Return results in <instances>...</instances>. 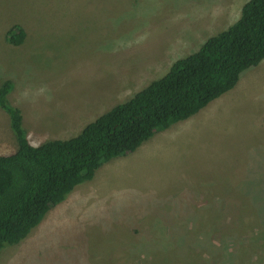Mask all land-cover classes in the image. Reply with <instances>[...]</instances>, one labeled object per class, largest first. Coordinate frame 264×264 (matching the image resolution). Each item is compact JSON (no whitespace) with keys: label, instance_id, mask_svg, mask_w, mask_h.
<instances>
[{"label":"rangeland","instance_id":"374dc122","mask_svg":"<svg viewBox=\"0 0 264 264\" xmlns=\"http://www.w3.org/2000/svg\"><path fill=\"white\" fill-rule=\"evenodd\" d=\"M248 1L0 0V86L12 81L33 145L69 139L234 24ZM15 25L20 46L7 41ZM263 72L204 120L194 121L211 103L102 166L0 264H264ZM16 150L0 108V154Z\"/></svg>","mask_w":264,"mask_h":264},{"label":"trees","instance_id":"16d2710c","mask_svg":"<svg viewBox=\"0 0 264 264\" xmlns=\"http://www.w3.org/2000/svg\"><path fill=\"white\" fill-rule=\"evenodd\" d=\"M12 27L7 41L24 43ZM264 61V0H249L240 18L176 60L161 78L105 112L69 139L33 145L22 110L8 97L12 81L0 86V108L9 116L17 150L0 155V254L19 244L72 191L94 179L115 158L129 155L155 134L188 120L232 90L242 74Z\"/></svg>","mask_w":264,"mask_h":264},{"label":"crops","instance_id":"0c3cea01","mask_svg":"<svg viewBox=\"0 0 264 264\" xmlns=\"http://www.w3.org/2000/svg\"><path fill=\"white\" fill-rule=\"evenodd\" d=\"M259 66H263L262 68H263V70L262 71H264V61H262V63H260L258 66H256L255 68H259V69H252V70H250V71H248L247 73H244V74H242V76H241V78H240V80H239V82L237 83V85L234 87V89H232L233 90V92L229 95V96H231V95H235V97H241V94L243 93V92H245L246 90H247V88H249V86L253 83V82H256V84L257 83H259L260 82V76H261V74H262V71L260 70V68L261 67H259ZM249 70V69H248ZM261 73V74H260ZM264 73V72H263ZM255 84V85H256ZM258 91H255V94L257 93ZM225 96V95H224ZM223 98H224V100H226L225 98L226 97H223V95L220 97V98H218V99H216V100H214L208 107H207V111L206 110H201L202 111V113H201V116L198 118V120L196 119V120H194V121H200V120H204L205 119V117L207 116V115H209V114H212V113H214V112H216L217 110H219V109H221L222 108V106H223V104H225V101L223 100ZM221 100H223L221 103H219ZM257 100H258V98H257ZM257 100L255 101L256 103H257ZM200 114V113H199ZM197 115V114H196ZM191 118H193V117H191ZM191 118H189L188 120H190ZM195 118H197V117H195ZM194 119V118H193ZM173 126V125H172ZM171 128V127H170ZM168 130V129H167ZM167 130H165V131H167ZM165 131H163V132H165ZM178 131V130H177ZM153 138V137H152ZM155 140H156V138H155ZM1 155V154H0ZM101 169V168H100ZM94 180V179H93ZM87 190H88V187H82V189H80V191H78L77 190V192L74 194V196H80V195H82V194H85L86 192H87ZM77 198V197H76ZM67 200V199H66ZM42 223V222H41ZM41 223H40V225H41Z\"/></svg>","mask_w":264,"mask_h":264}]
</instances>
